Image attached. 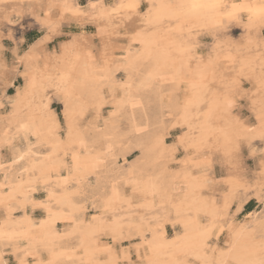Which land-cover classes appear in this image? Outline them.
Returning a JSON list of instances; mask_svg holds the SVG:
<instances>
[{"label": "snow or ice", "instance_id": "1", "mask_svg": "<svg viewBox=\"0 0 264 264\" xmlns=\"http://www.w3.org/2000/svg\"><path fill=\"white\" fill-rule=\"evenodd\" d=\"M0 5V18L7 24L17 23L19 17L34 18L31 26L41 29L39 45L55 48L57 58L68 60L61 70L49 55L43 69H36L44 81L41 123H21L17 129L24 135L10 157L13 165L36 156L33 149L45 150L43 161L56 158L41 168V175H49L39 182L52 185L45 189V200L27 199L37 191L34 187L19 194L26 197L18 201V209L25 211L21 219L28 222L27 230L0 228V239L25 238L37 246L33 252L25 250L17 264H264V0H0ZM229 39L237 45L235 51L225 50ZM118 48L128 54L117 58L113 53ZM81 56L88 61L83 71L75 63ZM137 61L150 62L153 70L136 87L144 95L134 99L129 69L141 74L143 64ZM88 68L101 75L89 74ZM17 69L15 59L11 66L5 60L0 73L5 88L18 75ZM158 84L170 87L167 97L170 104L175 102V112L157 104L154 97L162 91ZM35 86L33 76L29 87ZM53 101L60 103L50 107ZM0 107L7 110L6 105ZM129 108L143 109L142 117L154 122L157 145L178 168L172 172L171 186L161 182L147 189L153 197L159 190L162 203L158 211L150 210L134 224L121 215L132 203L122 200L116 183L103 206L94 214L89 211L86 188L99 187L96 164L103 160L101 154L92 155L94 148L82 136L86 129L97 128L101 109L108 120L119 117L120 128L127 127ZM127 119L135 121V113ZM245 134L252 136L247 145ZM4 145L15 148L12 141L5 140ZM176 180L182 183L177 185ZM253 182L259 187L255 195L260 211L245 219L260 223L258 239L255 228L237 229L238 217L231 212L253 195ZM137 191L143 190L133 188V197ZM65 202L73 211L53 210V204ZM29 203L48 218L33 225L27 215ZM92 208L96 209L94 202ZM16 210L8 207V217ZM58 221L67 226L61 230ZM52 225L53 230L43 231ZM168 225L171 230L165 231ZM133 226L140 229L141 239L135 245L136 259L131 258V246L117 244L124 239L123 229ZM105 237L111 242L104 243ZM73 240L59 251L54 247L58 241ZM144 247L151 256L141 254Z\"/></svg>", "mask_w": 264, "mask_h": 264}, {"label": "bare ground", "instance_id": "2", "mask_svg": "<svg viewBox=\"0 0 264 264\" xmlns=\"http://www.w3.org/2000/svg\"><path fill=\"white\" fill-rule=\"evenodd\" d=\"M58 2H62V0H58ZM68 2L71 3L72 0H68ZM113 2H116V0H113ZM0 7L3 6L0 5ZM4 22L6 21L0 18V25ZM39 39L34 41L23 54L18 57L16 55V62L18 65L17 71L18 74H21L23 83L16 87L15 92L12 95L6 92L7 88L4 87L3 76L0 75V89L2 90V94L0 95V105L7 106V110H5L4 107H0V164L9 165L8 167H0V201L5 202L4 204H0V213H4L0 215V228H3L8 232H23L27 230L29 227L28 222L21 219L25 215V211L18 209V201L24 200L26 197L19 194L21 192H26L29 188L34 187L37 189V191L30 192L27 199L36 201L45 200L47 197V192L45 189L47 187H51L52 185H46L39 182L47 179L49 175L47 173L41 175V168L45 167L47 164L56 162L55 157H53L50 161H43L41 156V153L45 152L43 149H33L34 152H37V155L26 156L25 159L19 164L13 165L10 159V157L14 155L15 149L20 148V137L24 135L22 132L19 134L17 133L19 125L21 123H29L39 126L41 123L39 117L42 111L41 106L44 102L41 99V90L44 81L41 79L40 74L38 71H36V69H43V66L46 62V57L49 55L52 56L51 63L60 67L61 70H63L64 65L68 63L66 58H57L55 50L46 49L40 46ZM229 42V44L224 45L225 50L231 49L232 51H235L237 45L233 44L231 39ZM124 43L126 48L127 42L125 41ZM2 48L3 46L0 45V73H2L4 69V62L6 60V58L1 55ZM113 54L118 58L120 56L127 55L128 53L126 50L121 51L118 48ZM134 56L135 53L133 52L132 57L130 58H133ZM75 63L78 64L80 69L83 71L84 66L88 63V61L83 56H81V59L75 61ZM121 63L123 64L127 62L122 61ZM11 64L12 63H8L9 66H11ZM137 64H143L141 74H137L129 69V74L132 75L131 82L133 85L134 99H139L144 95L143 92L137 93L136 87L141 82V80L145 79L147 73L153 70V66L150 62L145 64L142 61H137ZM113 67H115V65H113ZM87 71L91 75H101L99 72L92 71L91 68H88ZM25 73H27V79L25 77ZM16 76L13 79L7 81L8 86L14 84ZM33 76L36 77L35 88L29 87V82ZM125 78L127 79V76H125ZM157 88L162 89L160 94L154 97L157 104L163 107L166 111L171 108L172 111L175 112V102L173 101L170 104L167 97L170 87L168 85L158 84ZM123 95V92H121V96ZM161 96L164 97L163 100L160 99ZM85 99L91 102L90 97L85 96ZM257 100H260L259 96L257 97ZM49 106L52 107L51 102L49 103ZM257 107H259V104H257ZM110 110L111 108L109 107V111ZM101 111L103 112V109H101ZM143 111V109L139 108L127 109L125 113L127 128H125L126 131L124 132L119 126V117H113L111 120H108V115H105L103 112L102 117L96 121L99 131H97V128H89L82 133V136L88 143L89 147L94 148L92 155L95 156L97 154H101L103 160V163L96 164V169L99 176V187L92 188L91 190L86 188V191L89 193V203H91V205L93 202L96 204V209H94L92 212L93 214L97 209L103 206L105 200L112 196V185L113 183H116L117 191L120 193L122 200L131 199L132 203L131 210L127 213H121V215L130 217L134 224L138 221L141 215L148 213L150 210L152 212L158 211V206L162 203L163 198L159 190H157V194L155 197H153L152 195L147 194V189H149L152 184H159L161 182H163V184L166 186H171L173 184L172 172L177 171L178 168L172 167L174 162L169 158V155L164 151L163 147H159L157 145V130L154 126V122H150L148 119L143 118ZM133 113L136 115L135 121L127 119ZM106 120H108V123L105 122ZM136 128H142L146 130L136 131ZM14 136L16 137L15 140H13ZM245 136V145H247L248 141L252 139V136L251 134H245ZM166 139L167 137H165V140ZM5 140L12 141L13 145H15V148L4 145ZM31 141L33 144H35L36 138L31 137ZM109 145H111V150L115 151L112 154L107 152ZM27 147V143H23V150H27ZM133 150L138 151V154L135 156V158L129 160L127 155ZM46 151L51 152L53 149L48 148ZM125 162H127V167H121L125 165ZM255 163H259L258 158L256 159ZM108 164H111L116 169V172L113 173L110 185L107 187L104 183L107 182L109 175V169L107 168ZM166 164L169 165V167H165ZM24 168H28L29 171H23ZM50 175L52 176L53 181H55L57 174L53 172ZM63 175H67V172H64ZM93 179L95 183H97V176H93ZM180 183H182V181H175V184L177 185ZM133 188L143 191H137L135 197H133ZM251 189H253L255 193L259 192V187L256 186L254 182ZM40 190L45 191L44 198L37 197V193ZM240 191L242 192L243 190L241 189ZM75 199L80 203L84 202L81 197H76ZM137 205H149L150 207H137ZM240 206L241 205H239V207ZM8 207L17 209L11 213V218H9L7 215ZM125 207H127L126 203ZM60 208H63L65 211H73V209L67 206L66 202L60 205L53 204L54 211L59 210ZM37 210L42 211L41 216H35V212ZM257 212L258 211L247 212L242 221L235 222V227L239 229L242 226L247 225L250 228H255L258 239L259 232L261 230L260 223H258L255 219L251 221H246L245 219L250 214L254 215ZM27 215L33 225L38 224V222L42 219L48 218L47 213L42 209H36L33 211L31 203L27 205ZM229 222L231 223V221ZM57 223L62 225L60 227L61 230L67 226L66 221H58ZM55 227V225H52L49 228H45L43 231L48 232L53 230ZM168 228H171V225H168L165 231H168ZM225 229H227V225H225ZM181 231L183 230L181 229ZM139 232L140 229L136 228L135 226L125 227L123 229L124 239L117 241V244H122L125 249L129 248V246L132 247V259H136L135 245L141 243ZM224 235H227V231H225ZM167 238L171 239L170 236ZM148 239H152L150 233L148 234ZM73 242H75V240L58 241L54 247L57 251H59L62 246ZM103 242L110 243L111 241L108 237H105ZM36 247L37 246L34 245L30 240L25 238L15 237L11 240L0 239V264H9L10 259H13L14 263L17 264L18 257H24L25 250L33 252L36 250ZM141 254L146 256L152 255L148 247L142 248ZM26 259L30 261L32 257L28 256Z\"/></svg>", "mask_w": 264, "mask_h": 264}, {"label": "rangeland", "instance_id": "3", "mask_svg": "<svg viewBox=\"0 0 264 264\" xmlns=\"http://www.w3.org/2000/svg\"><path fill=\"white\" fill-rule=\"evenodd\" d=\"M34 18L31 17H20L18 18V22L17 23H13V24H7L6 22L2 23L0 25V45L3 46V48L1 49V55L5 57V53H7V57L6 60L8 61V63H12V60L15 59L16 60V55L17 57L20 56L21 54H23L26 49H28V47L37 39H39V35L38 33H40L41 29L40 28H35L33 29V27L31 26V22ZM25 25H28V27H25ZM9 32L12 33L11 37H9ZM240 32H237V38H239L240 36ZM228 41V40H227ZM225 42L224 45L229 44L230 39L228 42ZM59 45H56V47H58ZM51 50H55V48L51 49ZM15 51V52H14ZM18 81V82H17ZM23 83V78L21 76V74H18L15 78L14 84L8 86L6 92L10 95H12L15 92V89L17 86L21 85ZM2 90L0 89V95L2 94L1 92ZM60 103V101H53L51 102V106L54 107L55 104ZM104 114L106 115L107 112H105L103 110ZM127 128V127H125ZM125 128H123V132L126 131ZM146 128V127H145ZM172 131H175V129ZM168 143H171V140L169 138L166 139ZM113 152H115L114 150H111L110 154H112ZM138 154V151H131L128 155L127 158L129 160H132L133 158H135V156ZM112 157V156H110ZM249 159H251V157H249ZM110 163V162H109ZM109 166V167H108ZM107 168L109 169V175L107 178V182H105L104 184H106L105 186H109L111 179H112V175L113 173L116 172V169L111 165L108 164ZM112 166V167H111ZM112 169V170H110ZM114 170V171H113ZM111 173V174H110ZM111 175V176H110ZM94 184L95 181L93 179ZM92 188H89V190H91ZM254 195H252L250 198H248L247 200H245L239 207V210L237 211L236 207L231 208V211L233 215L237 216L238 219L236 221H242L245 217V215L247 214V212L250 211H260V209L257 207V203H258V199L257 197H255V192L253 189H250ZM37 197L39 198H44L45 197V191L44 190H40L37 193ZM88 201L90 202V199H88ZM249 204L248 208L245 209V205ZM88 208L90 212H93L94 209L92 208L91 203H88ZM236 208V209H235ZM42 215V211L41 210H37L35 212V216ZM241 219V220H240ZM60 227L62 226L61 224H59ZM171 228H168V231H170ZM9 264H15L13 259H10Z\"/></svg>", "mask_w": 264, "mask_h": 264}, {"label": "trees", "instance_id": "4", "mask_svg": "<svg viewBox=\"0 0 264 264\" xmlns=\"http://www.w3.org/2000/svg\"><path fill=\"white\" fill-rule=\"evenodd\" d=\"M249 204H250V202H249L248 204H246V205H245V209H247V208H248Z\"/></svg>", "mask_w": 264, "mask_h": 264}, {"label": "crops", "instance_id": "5", "mask_svg": "<svg viewBox=\"0 0 264 264\" xmlns=\"http://www.w3.org/2000/svg\"><path fill=\"white\" fill-rule=\"evenodd\" d=\"M8 88V87H7Z\"/></svg>", "mask_w": 264, "mask_h": 264}]
</instances>
